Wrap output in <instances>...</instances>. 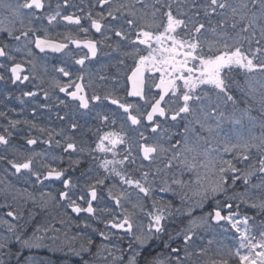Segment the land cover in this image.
<instances>
[{
  "label": "snow or ice",
  "instance_id": "6c2138e0",
  "mask_svg": "<svg viewBox=\"0 0 264 264\" xmlns=\"http://www.w3.org/2000/svg\"><path fill=\"white\" fill-rule=\"evenodd\" d=\"M0 6L7 13L0 19V81L36 80L40 61L48 71L49 53L63 54L81 70L101 46L116 54L111 86L90 73L86 81L84 71L73 74L67 60L54 68L60 75L52 77L53 87L67 97H57V106L69 109L57 116L67 129L0 112L7 119L0 125V227L8 233L0 237V264H52L24 256L43 249L80 257L82 264H264V222L257 231L252 217H241L242 205L264 215V0H89L87 10L70 0ZM61 23L71 27L53 38L50 29ZM39 95L22 91L17 100L23 105L24 98ZM49 99L43 90V100ZM85 116L98 124L81 139L79 118ZM20 124L29 133L18 146L13 137ZM38 144L46 148L38 151ZM76 171L80 176L69 174ZM46 182L47 190L38 188ZM55 182L60 187L53 192ZM29 203L87 214L104 228L87 220L85 228L104 241L127 240V251L100 244L93 253L91 237L79 248L57 243L59 236L49 233L60 229L51 225L29 235L34 216L20 223ZM177 215L187 223L169 231ZM218 229L235 234L234 247L217 241ZM156 241L161 244L153 248ZM86 253L94 259H85Z\"/></svg>",
  "mask_w": 264,
  "mask_h": 264
},
{
  "label": "trees",
  "instance_id": "16d2710c",
  "mask_svg": "<svg viewBox=\"0 0 264 264\" xmlns=\"http://www.w3.org/2000/svg\"><path fill=\"white\" fill-rule=\"evenodd\" d=\"M94 2V0H93ZM51 31V30H50ZM53 38L56 37V33H52ZM98 39H101L99 37ZM44 62V61H43ZM116 54L112 52L111 49L107 47L101 46L100 48V54L98 59L94 60V62L91 65H88L86 71H85V80L87 81L89 73L91 74L92 79L96 80V82L101 83V84H107L111 86L112 80L111 77L116 75ZM44 66V64H43ZM47 73L43 71L42 68H37L36 70V75L37 79L34 82H31L30 90L33 91H39L40 95L37 96L36 98H24L25 103L23 105L20 104L19 100H17V97L21 95H5L2 94L0 95V112H5L7 113L8 119H19V120H35L38 124L48 127V128H55L59 130L60 128H65L67 129V121L66 120H60L58 119L57 113L60 115H64L65 113L69 112V109L64 108L63 106H57V97L60 99H65L64 96L59 95L58 90H56L53 87V82H52V77H59V73L54 71L55 67L59 66V62H57V57L54 56H48L47 62ZM69 68L74 71V74L77 73L76 70L80 71L79 68L74 69L69 65ZM39 67V66H38ZM100 75H105L109 77V80L107 81H99L98 77ZM61 78V77H60ZM62 79V78H61ZM39 86V87H36ZM42 87H45V90L49 92L50 99L48 101L43 100V91ZM8 96H11L9 99ZM37 103L40 105L43 104H48V108H43V107H37ZM36 108V116L34 117L32 115V109ZM10 109H14L15 111H10ZM254 116H259V113L257 111L253 112ZM79 123L83 125V129L78 130L77 136L81 139H88V136L90 134H87V129L89 127H92L93 129L95 126H97L98 121L92 118V116H85L82 118H79ZM7 124V119L4 117H0V125H6ZM227 127V126H226ZM2 127H0V132H2ZM83 131L86 133V135L81 136L80 133ZM29 133V129L24 125L20 124L18 126L16 135L13 137V143L19 145H23L24 141L20 139L21 136H26ZM32 135L33 136H39L40 134L36 132L35 130H32ZM90 142V141H89ZM27 147L26 145H24ZM36 149L39 151L41 149L46 148V145L43 144H38L35 146ZM52 151H55L57 154H59L60 150L59 149H52ZM140 161H137L139 163ZM67 161L65 160V165L66 166ZM147 164V162H144ZM162 166V165H161ZM2 167L0 166V180H4L5 176L2 173ZM83 168L87 167V164L82 166ZM70 175L73 176H80V172L76 171L74 173L70 172ZM187 178V177H185ZM7 179H11L15 182L14 177H8ZM18 187H29L28 185L21 184L17 182ZM3 185L0 184V188H2ZM39 187H44L46 190L48 188V184L44 186H38ZM59 182H55L54 186L52 187V191L55 192L57 188H59ZM31 190V188H29ZM39 195V192L37 191V196ZM103 195V193H101ZM160 198L164 200H168L171 197L164 193H159L158 194ZM105 202V201H102ZM4 203V198L2 195H0V204ZM175 205L179 206V200H175ZM22 214L24 215V221H20V223H24L25 221L29 220V216H34V219L31 220V222L27 225L28 227V234L30 235L32 231H34L35 227L37 226H54L57 229H60L59 233H49V235H58L59 236V241L57 243H63L66 244V241H70L73 246L76 248H79L80 244L83 242L84 238L91 237L94 241L92 252L95 253L96 251V245L100 244H105V241L100 239V236L98 235L97 232H94L92 228H85L84 227V221L87 220L94 228L97 229H103L104 226L103 224H97L96 221L92 220L90 217L86 218H76L75 215L71 212L70 209H66L65 207H60V208H54V207H47L43 208L38 205H33L31 203L24 205L21 209ZM4 209H0V215H3ZM65 213H67L65 215ZM199 214V213H197ZM249 216L252 217L253 219L250 220V224L254 226V228L258 231L259 228L261 227L262 222H264V215H260L256 212L254 209L247 208L245 206H241V217L243 216ZM10 219V218H9ZM63 221V223H60V221ZM174 222L169 223V231H174L178 230L179 228L183 227L184 224L187 223V217L179 216L177 215L176 217L173 218ZM65 233L67 235H65ZM8 235V233L5 232V230L2 228L0 229V237ZM216 239L217 241H223L225 245H228L230 247H234L236 244V241L232 239V237L235 235L231 231L224 232L222 230H217L216 232ZM78 237V239L73 240L72 237ZM211 238V234H209V237ZM116 242L120 244V246L126 248V244L120 242L119 240L116 239ZM48 243H52V241H48ZM179 243V241H177ZM197 245L201 243V241L197 240L196 241ZM206 243V240L204 241ZM161 244V241H156L155 244L153 245V248H156L158 245ZM13 250L19 247V245H13ZM213 247H217V244H214ZM48 251L43 250L41 252L38 251H32L28 252L26 251L24 253V256H41L43 258H46L52 262V264H82L79 263L78 261H75L73 257H61L60 254L63 252H55L51 255L47 254ZM53 255V256H52ZM6 257V256H4ZM50 257V258H48ZM8 258V257H7ZM84 258L92 261L94 259V256L89 255V254H84ZM9 260V259H6ZM81 261V259L79 260ZM10 264H16L15 259H12Z\"/></svg>",
  "mask_w": 264,
  "mask_h": 264
},
{
  "label": "flooded vegetation",
  "instance_id": "af4514ba",
  "mask_svg": "<svg viewBox=\"0 0 264 264\" xmlns=\"http://www.w3.org/2000/svg\"><path fill=\"white\" fill-rule=\"evenodd\" d=\"M3 2H15V0H0V3ZM53 3H55V0H53ZM70 3L72 4H76L79 5L80 7L85 8V10H87V6L89 5V0H70ZM66 11H77V14H81L78 12L77 9H67ZM7 13L5 12L4 8L2 6H0V19H4L6 17ZM46 24V21H45ZM65 27H71V26H65L63 25V23H61L60 26H58L57 28H53L50 29L51 33H57L58 31H63L65 29ZM4 34L0 33V36H3ZM100 36L99 34H95V38L98 39ZM70 47L73 49L74 54L75 53H79L80 50L79 49H75L74 46L70 45ZM17 58L18 60H22L23 57V53H17ZM39 55V54H38ZM48 56H54L57 57V62H59V66L63 65V62L65 60H67V64L71 65V67H73L74 69H76L77 67L79 68L78 65L74 64V61H72L71 59H68L66 57L63 56V54L61 55H48ZM98 58V56H97ZM95 60V59H94ZM94 60H89L86 62L85 68L84 69H80V71H86L88 65H91ZM27 68H30V66H27ZM2 71V70H0ZM73 71V70H72ZM78 71V70H76ZM74 74V71H73ZM62 79L66 80V78L61 77ZM35 80H30L29 82H26L25 84H17V85H13L10 81L5 82V81H0V95L5 94V95H21L22 91H27L30 90V86H31V82H34ZM42 91L45 90V87H42ZM59 95L64 96L63 93H59ZM64 98L67 99V97L64 96ZM76 218L80 219V218H86L87 214L82 213L80 216H77L76 214H74Z\"/></svg>",
  "mask_w": 264,
  "mask_h": 264
},
{
  "label": "rangeland",
  "instance_id": "374dc122",
  "mask_svg": "<svg viewBox=\"0 0 264 264\" xmlns=\"http://www.w3.org/2000/svg\"><path fill=\"white\" fill-rule=\"evenodd\" d=\"M39 64H40V66L38 67V68H42L43 67V64H44V62L43 61H40L39 62ZM78 68V67H77ZM106 203H111L110 201H105ZM141 219H143V217H141ZM3 227H0V229H2ZM4 229V228H3ZM2 237V236H1ZM100 239H102L101 237H100ZM69 243H71L70 241H66V244H69ZM123 243L124 244H126V248H125V251H127V240H125V241H123L122 242V245H123ZM105 244H108L109 245V247L111 248L112 247V245L113 244H119L118 242H116V238H113L112 239V241H105ZM122 247V246H121ZM43 250H46V249H43ZM43 250H33V251H38V252H41V251H43ZM46 251H48V250H46ZM113 251H115V249H113ZM26 252V251H25ZM24 252V253H25ZM47 254H49V255H51V254H53V252H47ZM53 256V255H52ZM60 256L61 257H66L65 255H64V253H62V254H60ZM69 256H71V257H73L74 258V260L75 261H78L79 263H82L81 261H79L80 260V257H77V256H72V255H69ZM69 256H67V257H69ZM36 257V256H35ZM5 260L6 259H9V258H7V256L6 257H3ZM37 259H46V258H43V257H41V256H37L36 257ZM48 258H50V257H48ZM109 259H111V257H109ZM48 260V259H47ZM6 261H8V260H6Z\"/></svg>",
  "mask_w": 264,
  "mask_h": 264
},
{
  "label": "water",
  "instance_id": "95a60500",
  "mask_svg": "<svg viewBox=\"0 0 264 264\" xmlns=\"http://www.w3.org/2000/svg\"><path fill=\"white\" fill-rule=\"evenodd\" d=\"M49 54H52V53H49ZM54 55H61V54H54ZM97 58V57H96Z\"/></svg>",
  "mask_w": 264,
  "mask_h": 264
}]
</instances>
